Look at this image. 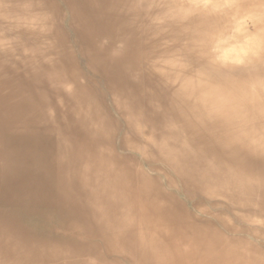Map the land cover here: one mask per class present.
<instances>
[{"label": "bare ground", "instance_id": "obj_1", "mask_svg": "<svg viewBox=\"0 0 264 264\" xmlns=\"http://www.w3.org/2000/svg\"><path fill=\"white\" fill-rule=\"evenodd\" d=\"M0 264H264V0H0Z\"/></svg>", "mask_w": 264, "mask_h": 264}]
</instances>
